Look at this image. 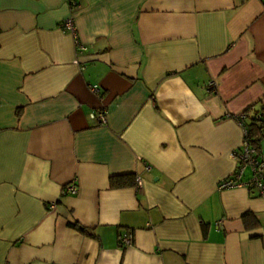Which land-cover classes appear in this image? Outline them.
<instances>
[{"label": "crops", "instance_id": "crops-1", "mask_svg": "<svg viewBox=\"0 0 264 264\" xmlns=\"http://www.w3.org/2000/svg\"><path fill=\"white\" fill-rule=\"evenodd\" d=\"M260 100L264 0H0V264H264V198L217 189Z\"/></svg>", "mask_w": 264, "mask_h": 264}, {"label": "built area", "instance_id": "built-area-1", "mask_svg": "<svg viewBox=\"0 0 264 264\" xmlns=\"http://www.w3.org/2000/svg\"><path fill=\"white\" fill-rule=\"evenodd\" d=\"M70 8H74L77 5V0H67ZM63 27L74 33V27L71 22V19L68 18L63 22ZM78 51L85 50L86 47L76 44ZM211 86H215L214 82L210 83ZM92 90H95L92 88ZM92 117L97 123H105V114L104 112H99L97 114H92ZM244 116L240 115L234 116L236 121L242 126L244 130L243 140L238 149L234 154L235 160L237 162V169L231 173L229 176L221 179L217 185V189L225 190L232 189L236 187H245L248 190L256 191L257 195L264 198V158L260 156L258 150L250 146L246 139L245 134L246 130L242 124V118ZM248 168L250 176L248 179L243 180V174L245 169ZM136 185L138 188L141 186L140 178L136 177ZM76 187L72 184H67L62 189V195L65 194H75ZM133 236L131 233L118 237V243L122 246H129L132 243Z\"/></svg>", "mask_w": 264, "mask_h": 264}, {"label": "trees", "instance_id": "trees-1", "mask_svg": "<svg viewBox=\"0 0 264 264\" xmlns=\"http://www.w3.org/2000/svg\"><path fill=\"white\" fill-rule=\"evenodd\" d=\"M262 102L264 101L260 100L258 103L248 106L241 113L244 116L242 118V124L246 130L245 139L247 143L256 150H258L260 140L264 138V103ZM261 103L262 106H258V104L260 105ZM135 180L136 177L133 174L112 175L109 177V185L111 188L135 186ZM242 219L246 228L259 224L254 214L250 212L245 213ZM70 225L77 227L83 233L92 235L89 228L78 222L70 223Z\"/></svg>", "mask_w": 264, "mask_h": 264}]
</instances>
